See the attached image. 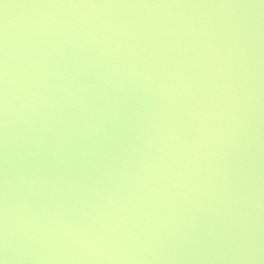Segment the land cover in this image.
<instances>
[{
  "label": "water",
  "instance_id": "obj_1",
  "mask_svg": "<svg viewBox=\"0 0 264 264\" xmlns=\"http://www.w3.org/2000/svg\"><path fill=\"white\" fill-rule=\"evenodd\" d=\"M3 264H264V0H0Z\"/></svg>",
  "mask_w": 264,
  "mask_h": 264
},
{
  "label": "snow or ice",
  "instance_id": "obj_2",
  "mask_svg": "<svg viewBox=\"0 0 264 264\" xmlns=\"http://www.w3.org/2000/svg\"><path fill=\"white\" fill-rule=\"evenodd\" d=\"M0 264H2V261H0Z\"/></svg>",
  "mask_w": 264,
  "mask_h": 264
},
{
  "label": "clouds",
  "instance_id": "obj_3",
  "mask_svg": "<svg viewBox=\"0 0 264 264\" xmlns=\"http://www.w3.org/2000/svg\"><path fill=\"white\" fill-rule=\"evenodd\" d=\"M2 264H3V262H2Z\"/></svg>",
  "mask_w": 264,
  "mask_h": 264
}]
</instances>
